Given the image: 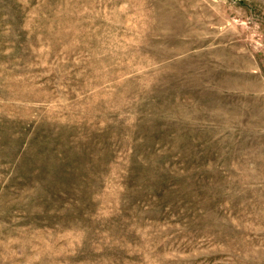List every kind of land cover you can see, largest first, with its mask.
Segmentation results:
<instances>
[{
    "label": "rangeland",
    "instance_id": "obj_1",
    "mask_svg": "<svg viewBox=\"0 0 264 264\" xmlns=\"http://www.w3.org/2000/svg\"><path fill=\"white\" fill-rule=\"evenodd\" d=\"M0 264H264V0H0Z\"/></svg>",
    "mask_w": 264,
    "mask_h": 264
}]
</instances>
